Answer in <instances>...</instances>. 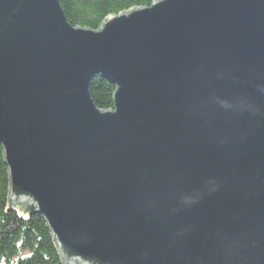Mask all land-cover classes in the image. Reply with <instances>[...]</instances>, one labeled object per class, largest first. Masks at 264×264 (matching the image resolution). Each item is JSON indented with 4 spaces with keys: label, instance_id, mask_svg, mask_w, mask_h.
<instances>
[{
    "label": "water",
    "instance_id": "water-1",
    "mask_svg": "<svg viewBox=\"0 0 264 264\" xmlns=\"http://www.w3.org/2000/svg\"><path fill=\"white\" fill-rule=\"evenodd\" d=\"M0 144L64 264H264V0H0Z\"/></svg>",
    "mask_w": 264,
    "mask_h": 264
},
{
    "label": "trees",
    "instance_id": "trees-1",
    "mask_svg": "<svg viewBox=\"0 0 264 264\" xmlns=\"http://www.w3.org/2000/svg\"><path fill=\"white\" fill-rule=\"evenodd\" d=\"M155 0H59L67 21L75 27L92 30L101 27L110 15L131 8L150 6ZM89 94L95 106L109 109L113 103L115 85L94 76ZM9 173L0 144V264H64L54 236L43 217L25 214L9 202ZM22 212V213H21Z\"/></svg>",
    "mask_w": 264,
    "mask_h": 264
},
{
    "label": "bare ground",
    "instance_id": "bare-ground-1",
    "mask_svg": "<svg viewBox=\"0 0 264 264\" xmlns=\"http://www.w3.org/2000/svg\"><path fill=\"white\" fill-rule=\"evenodd\" d=\"M151 6V5H150ZM146 7H149V6H146ZM91 81V80H90ZM90 83V82H89ZM89 87H90V85H89ZM90 95V94H89ZM92 98V97H91ZM93 101V100H92ZM94 103V102H93ZM95 105V104H94ZM112 106H113V103H112ZM114 107V106H113ZM113 107H111V109H113ZM100 109V108H99ZM11 205H14L15 207H17V208H19V206H18V204H11ZM21 210V209H20ZM24 214L26 213V212H30V210H28V209H23V211H22ZM21 212V213H22ZM34 212H37V211H34ZM38 213V212H37ZM30 214V213H29ZM31 214H32V212H31ZM40 214V213H39ZM41 215V214H40ZM42 217H43V215H41ZM43 219H44V217H43ZM44 221H45V219H44Z\"/></svg>",
    "mask_w": 264,
    "mask_h": 264
}]
</instances>
